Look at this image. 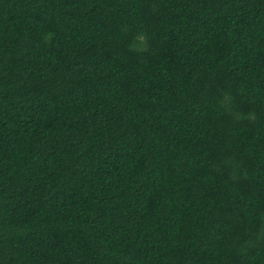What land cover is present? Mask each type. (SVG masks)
I'll list each match as a JSON object with an SVG mask.
<instances>
[{
  "label": "trees",
  "instance_id": "16d2710c",
  "mask_svg": "<svg viewBox=\"0 0 264 264\" xmlns=\"http://www.w3.org/2000/svg\"><path fill=\"white\" fill-rule=\"evenodd\" d=\"M0 264H264V0H0Z\"/></svg>",
  "mask_w": 264,
  "mask_h": 264
}]
</instances>
